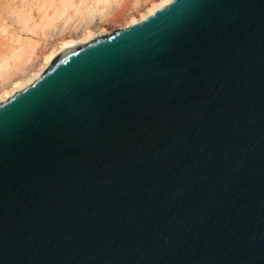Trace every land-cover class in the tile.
Returning <instances> with one entry per match:
<instances>
[{"label":"water","instance_id":"obj_1","mask_svg":"<svg viewBox=\"0 0 264 264\" xmlns=\"http://www.w3.org/2000/svg\"><path fill=\"white\" fill-rule=\"evenodd\" d=\"M0 264H264V0H173L0 102Z\"/></svg>","mask_w":264,"mask_h":264},{"label":"bare ground","instance_id":"obj_2","mask_svg":"<svg viewBox=\"0 0 264 264\" xmlns=\"http://www.w3.org/2000/svg\"><path fill=\"white\" fill-rule=\"evenodd\" d=\"M54 1L55 0L37 1L39 2L38 4L41 3V8L44 7L42 8L43 11H41V8L39 7L42 12L39 15L40 17H38L39 20H36L35 18L34 21L32 20V16L34 15L29 13V10L31 9L26 10V5L24 6L26 8L25 10H23L24 7L22 6L23 12L19 11L20 9L13 10L14 12H20L19 18L22 23L21 26L23 31H25L24 29L27 31L32 30L34 27H36V29L39 27L43 33H46L48 30L52 29L53 31L55 29L57 35L60 37L58 38L56 36L58 40H51L49 46L46 44L48 46L47 49L43 46L44 49L42 48L40 50V47L37 49L39 42L37 45V41L35 42L34 39H31L33 36L25 38V35V37H21V33L19 34V37L16 35L15 44L13 42V45H10V48L6 50V52L3 51V53H0V102L7 100L17 91L33 83V81L45 71L50 63L64 49L80 45L98 35L105 32L107 33L109 30H105L103 25L96 26L94 21L99 19L101 23H109L113 15V5L117 2V0H92L89 3H86V0H77L78 2L61 0L60 4L55 3L54 10L50 14L48 12V7H50V4ZM172 1L173 0H136L134 6L136 11L131 12L125 23L119 26V28L128 27L134 23L142 21ZM38 4L35 5L38 7L40 6ZM141 4H145L146 6L142 7ZM69 7L73 11L67 13ZM36 29L34 28L35 31ZM80 30L82 32L76 34ZM35 34H38V32ZM46 36L48 37V35ZM47 37L45 38L44 43H47ZM36 49L40 51H37ZM39 59H41V62L39 64L37 63L38 65L36 64L37 67H34L35 62Z\"/></svg>","mask_w":264,"mask_h":264},{"label":"rangeland","instance_id":"obj_3","mask_svg":"<svg viewBox=\"0 0 264 264\" xmlns=\"http://www.w3.org/2000/svg\"><path fill=\"white\" fill-rule=\"evenodd\" d=\"M37 1L42 2V0H0V53H3V51L6 52V50H8L10 48V45H13V42L15 44L16 35H17V37H19L20 35H21V37L25 35L26 36V37L24 36L25 38H30L33 36V38H31V39H34L35 42L37 41V45L39 42V46H37V49H38V47H40V50L43 48V46H45V48L47 49L49 44H50L49 42H51V40H55V41L58 40V38L60 36L57 35V32L55 29L53 31H52V29L48 30L49 33H48V31H46V33H48V34L43 33V31L39 27H37V29H36V27H34L36 29V31L38 32V34H35L37 32L34 30V28L32 30H27V31H26V29H24L25 31L22 30V26H21L22 23H21L20 18H19L20 17L19 11H22V9H23L22 6L24 7L26 5L27 9L24 7L23 10L31 9V10H29V13H32L31 15H34V16H32V18H33L32 20L33 21L35 19L37 20L38 17H40L39 15L42 13L41 11H43L42 8H44V7L41 8V3L38 4L39 2H37ZM86 1H87L86 3H89L92 0H86ZM60 2H61V0H55L53 3H51L52 5L50 4V7H48L49 8L48 12L51 14L54 10V5L60 4ZM71 2H78V1L77 0H71ZM135 3H136V0H117V2H115L113 5L114 8L112 10L113 15H112L111 21L109 23H101L99 19H96L94 21L95 25L96 26L97 25L98 26L103 25L105 30H109L107 33L105 32L103 34H108V33L113 32L114 30L118 29L119 26H121L125 23V21L127 20V17L129 16V14L131 12L136 11V9H134ZM35 4H38L40 6L37 7V5H35ZM145 6H146L145 4L142 5V7H145ZM39 7L41 8V11H40ZM15 9H18V10L20 9V10L18 12L17 11L14 12L13 10H15ZM70 9H71L70 7L67 9L68 10L67 13H70L73 11L72 9L70 11ZM18 21H20V22H18ZM21 30H22V32H21ZM39 31H41L42 34ZM81 32L82 31L80 30L76 34H79ZM103 34H101V35H103ZM46 35H48V37ZM51 36L53 39L51 38ZM46 37H47V39H46L47 43H44ZM48 39H49V41H48ZM40 50H37V51H40ZM40 62H41V59L37 60L34 64V67H37V65Z\"/></svg>","mask_w":264,"mask_h":264}]
</instances>
